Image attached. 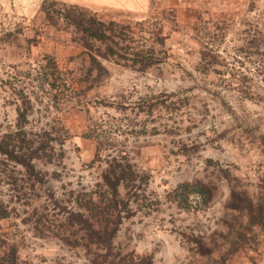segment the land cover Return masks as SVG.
<instances>
[{
    "label": "rangeland",
    "instance_id": "374dc122",
    "mask_svg": "<svg viewBox=\"0 0 264 264\" xmlns=\"http://www.w3.org/2000/svg\"><path fill=\"white\" fill-rule=\"evenodd\" d=\"M43 1L5 0L0 11V36L12 33L20 43H0V135L15 127L12 89L23 85L34 101L28 128L54 139L53 162L37 163L47 181L36 204L50 203L51 193L71 207V192L95 184L98 170L90 164L97 143L88 133L91 123H103L111 135L106 144L120 145L150 174V206L124 221L116 243L150 255L153 264H264V229L246 231L225 259L201 255L198 246L201 239L214 250L232 249L225 171L251 191L264 176V0H152L145 14L89 8L102 20L130 24L162 61L145 72L106 62L107 74L86 80L74 31L44 24ZM44 56L66 73L56 86L40 78ZM160 93L175 94V104L153 115L134 109V102ZM196 180L213 188L207 207L173 193ZM0 233L16 244L22 264H89L83 251L37 236L22 217L0 220Z\"/></svg>",
    "mask_w": 264,
    "mask_h": 264
},
{
    "label": "trees",
    "instance_id": "16d2710c",
    "mask_svg": "<svg viewBox=\"0 0 264 264\" xmlns=\"http://www.w3.org/2000/svg\"><path fill=\"white\" fill-rule=\"evenodd\" d=\"M89 8L44 0L39 9V17L44 24L62 25L74 31L71 40L82 47L83 62L88 65L85 80L90 79L94 72L98 77L107 74L106 62L145 72L162 61L153 49L137 41L130 24L102 20ZM155 40L163 42L159 34H156ZM0 43L20 44L18 37L12 33L0 36ZM41 62L46 64L43 71L39 70L44 82L56 86L59 80H65L66 73L55 58L44 56ZM1 83L7 85L5 81ZM12 94L17 112L16 124L0 135V220L22 217V221L29 224L37 236L56 237L68 247L83 251L89 264H153L150 255L138 254L122 243H116L124 221L143 207L150 206L146 203L150 174L132 163L120 145H107L111 136L107 134L110 133L103 129V123L98 125L94 121L89 126L88 137L97 143L90 165L98 170V180L91 188L71 192V207L61 205L51 193L49 198L54 208L50 203L37 205L40 198L38 190L47 181L37 163L53 162L54 139L50 132L36 133L28 128L34 101L26 87H15ZM174 95L160 93L142 98L133 103L134 109L153 115L167 108L169 103L175 104L172 101ZM225 178L230 186V195L224 207L234 216L230 225L233 231L230 237L233 239L232 249L222 244L214 250L198 239L201 255L214 256L218 252L223 259L229 250L232 253L238 249L246 231L264 229V176L254 191L241 184L240 179L232 176L229 170L225 171ZM173 193L182 201L191 199L201 208L207 207L213 200L212 186L201 180L182 183ZM56 208H59L57 212ZM0 264H22L18 247L3 233H0Z\"/></svg>",
    "mask_w": 264,
    "mask_h": 264
},
{
    "label": "crops",
    "instance_id": "0c3cea01",
    "mask_svg": "<svg viewBox=\"0 0 264 264\" xmlns=\"http://www.w3.org/2000/svg\"><path fill=\"white\" fill-rule=\"evenodd\" d=\"M68 3L96 8L145 14L151 8L152 0H66ZM0 11H6L5 0H0ZM2 25L0 22V34Z\"/></svg>",
    "mask_w": 264,
    "mask_h": 264
}]
</instances>
